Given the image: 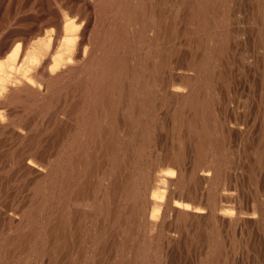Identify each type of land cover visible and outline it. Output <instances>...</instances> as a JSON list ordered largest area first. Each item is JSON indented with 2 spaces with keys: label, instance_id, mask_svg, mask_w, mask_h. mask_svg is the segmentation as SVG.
<instances>
[{
  "label": "bare ground",
  "instance_id": "6f19581e",
  "mask_svg": "<svg viewBox=\"0 0 264 264\" xmlns=\"http://www.w3.org/2000/svg\"><path fill=\"white\" fill-rule=\"evenodd\" d=\"M157 1L158 0H154L155 5H156ZM186 1H184V2H186ZM215 1H217V0H199L198 2H196V3H198L197 4L198 8L201 7V8H199V11H198L196 5L194 7V4L190 3L192 1H189L190 5H191L190 8H189V5L185 4V8H188V10H190L189 17L194 22L193 26L196 25V24L198 25V27L195 26L197 28L194 27L196 30L195 29H193V30H195L194 32H196L202 38H205L206 36H209V34H211L210 31H211L212 25L215 26V25H217V23L220 24V23L223 22V19H224V16H223L224 12L223 11L224 10L222 8H220V7L218 8L217 6H219V5L216 6ZM218 1L222 2V0H218ZM101 2H102V0H100V4L99 5H101ZM148 2H150V1H148ZM174 2H176V1H174ZM221 2H219L220 5L224 4L223 2L222 3ZM117 3H118L117 7H115L116 12L114 10L115 14H114L113 23L116 22L118 26L115 27V25H113L114 28L111 29L109 27L107 29V31L105 32L106 34L105 35L103 34L104 38L102 37V39H104L103 43L100 42V43L97 44L98 41H93V42H90V41L87 42L86 41L87 44H84L83 39L85 40L86 36H85V38L84 37L82 38L81 33L78 32L79 31V25L75 22V20L67 18V19H65L63 21V24H62V27H63L62 36H61V39H60L58 45H56L57 46L56 50H54V46L51 45L50 38L49 37L47 38L45 36L44 37H39L36 40H34L31 43V45L29 46V48L26 50V53H23V54L20 53L18 45L14 46L11 50L10 49H4V48H3L4 50L2 49L3 51L0 50V52L2 51L0 53V55L4 56V59L0 60V105L4 109L5 113H8V114L13 113L15 110L13 109V107L12 108H10V107L12 106L13 103H15L17 101L19 102V100H22V101L23 100H28V99H30L32 97H33L32 99H34V98H37V96L41 97L42 99L51 98V100H53L52 96L55 94V90H52L51 87L56 86V85H53L55 83V82H53V80H54L53 77L57 78L59 76V78L64 79V78H67L70 75L79 74V72L82 69L84 70V72L88 71V73L87 72H85V73L90 75V77H89L86 74V77H88V79H87V81H85V80L84 81H85V83L86 82H88V83L85 84L86 86L83 83V85L85 86L84 88H87V89L91 90L90 92H92V94H91L92 96L90 94H88V96L86 95V97H89V95H90V97H92V99H90L91 102H90V100H88L90 102L89 104H91V108L92 109L87 108L85 110H82V108L85 107V106H83V105H82L83 107L81 106V103L79 102V101H81V100H79L81 98H79L77 96L78 100L76 101L75 104H73L74 106H73L72 112H71L73 114L69 113V115H72L73 118L70 117L71 118L70 119L69 117L68 118L67 117H64V118L61 117V119H59L60 120L59 123L57 122L58 123L57 126L61 130V131H58L59 129L57 130L58 131L57 133L60 136L58 134L57 135L59 136L60 139H61V134L64 135L67 132H71V131L73 132L72 135H71L72 137L71 138L69 137L70 140L67 141L68 143L64 140L66 138H64V136H62V139L64 138L63 142L65 141L67 143V145H68L67 150L65 149V155H63V156L67 159V161H66V162H68L67 166H69L70 170H65V169L63 170L62 169L63 171L60 170V174L57 171L58 172V176H57V174H55L56 175L55 177H53L51 175L53 178L51 177L52 179L49 180V185H50L49 190H47V187H45V182H46V178H47V175H48L42 169V167L45 168V166H43L41 162L36 161L34 159V156H32V154L28 153V156H27V154H26L27 152L24 153V155L22 157H20V158H22V161L20 159L21 163H23L24 168H26V171H24V170L23 171H24V174H26L27 176L24 175V177H28L29 176V180L28 181L30 182V185L33 182L32 186L34 185L35 189L32 188V186H31V188H32V190H35L34 192L37 195L36 200H34V202L38 200L36 206L38 205V209L40 208V210H38V211L42 212L44 217H43V220H41L40 225L33 224L34 222H32V221H34V220H31V219L33 218V216H35L34 215L35 211L31 210L28 213V212H26V210L28 211L29 207L31 209H32V207H33V209H36V208H34L35 207L34 205H35L36 202L33 205L32 204V202H33L32 200L30 202L27 201L28 203L32 204L33 206L31 205L32 207L29 206L28 208H26L27 206L25 207L26 210L24 212H26V214L28 213L26 216H24L22 214L23 211H22L21 214L25 217L23 219L24 222H29L31 220L30 223H27L29 227L27 226L28 229L25 228V229H27V231L25 230V232H21V233L17 234L16 236H14L16 234L15 230H14V235H13L14 237L13 238H10L11 234L8 233L10 235L8 237L11 240H9L10 243L8 244L9 245L8 247H2L0 249V250H2L4 248V251H3L2 255L3 256L5 255V257H6V258L3 257V260L4 259H6V260L3 261L1 264H16L17 261H18L17 264H33V263H35V262H33V260H35L37 257H39L41 259V263L42 264H53V263L56 262V259H59V257H60V259L65 257L64 255L68 251L67 250V246L69 248V246L71 245L69 243L71 241L68 242L69 238H67L69 230L71 228L73 229V231H74L73 232L74 233L73 236L74 237H72V239L74 238L73 241H75L77 243V242H79V240H80V238L82 236L81 235L82 230L84 229L86 224L89 223V222H91L90 224L92 225L91 231H93L96 234V236H97V239H96L97 240V242H96L97 246L95 245L96 246L95 252H97V254H104L105 251L106 252H112V253H114V252L119 253V254L115 253V257H116V255L118 256L115 259L112 257V259H114V261L113 262L111 261L112 262L111 264H152L155 259H158V258L161 257L162 253L164 252L163 250H165V248L168 246V244H169V247H171L170 246L171 242H172L171 244L173 245V243L176 241L175 240L176 238L179 237V239H180L181 235H184V234L181 233V228L183 227V225H185L187 223V221L199 222L200 219L205 218V219H207V220H205V222L206 221L208 222L207 224L209 225L210 228L214 227V226H212V224H215L216 221H218V222L220 221L221 223H224V226H225V224H228L230 226H233V228H235L236 226H238L237 224L240 223V221H243V223H245L244 221L250 222L251 220H255L256 219L255 218L256 214L259 215V216H257V219H258V217H261L263 215V213H264V210H263L261 204H259V205L256 206V208L253 206V208H255L254 212H249L251 210H247L248 212H243L242 209L241 210L240 209H234V211L235 210L236 211L240 210L242 212L241 213L240 212L239 213L236 212L237 215H233L232 214L233 212L231 213L229 208L223 207L224 204H217V201H214L213 203H208L209 205L207 206L208 207L207 209H209V210L206 211L204 206H206L207 203H206V205L205 204L201 205V201H199V199L197 200L195 198V197L200 196V195H197V196L194 197L193 194H195V193L191 192L192 190H189L190 187H192L193 184H194L193 186H195V183L198 182L199 184H206V186H207V187H205L206 191L210 195H213V196L214 195L215 196L219 195V197L222 196V197H225V198H228L229 195H230L229 192H225V191L221 192V191L217 190L218 189L217 186H220L219 185L220 178H221L222 174L225 172V167H226V165L224 167L223 164L221 163L222 162L221 161L222 158L219 157V156H221L219 154H221L224 151V149L226 148L225 146L228 145V144H226V141H227L226 140V138H227L226 136L229 133V128H228V126H226L227 124H225L224 121L220 120L221 117L217 118V115H216L215 111H218V109L220 107H218V109L215 110L214 109L215 104L214 105L212 104L213 106H211L210 100H211L212 95L211 96L210 95L207 96L209 98L206 99L205 96L207 94L206 93L207 89L205 91L204 90L205 88H203L200 85L199 86L197 85V87L194 86L195 88L194 89L192 88L193 92L191 91V89H190V91L185 92V93L189 94L188 95L189 97L191 96L190 101H188V103H185L186 104L185 107L180 106L179 108H177V109L173 108V110H172V114H175V115L177 114L178 118L180 120V122H178V125H176V134L174 132V135H176V137L175 136L174 137L177 138L178 142L183 143V144L186 143L187 146L188 145L190 146L191 145L190 143L192 142V144H193V145H191L192 148H189V146H188L187 149H191L189 151V155H190V153L194 152L193 156H195V158L194 157H190V158L194 159L193 164L189 163L186 160L187 164L189 163L188 167L180 166V163L178 162V161H180L179 159L181 158V160L184 161L185 156H187L188 154L184 153V155L180 157V156H178L176 154V152H174V150L172 151V149H171L169 151V150H167L168 148L166 147L167 149H165L164 151L162 150L160 152H165V154H167L166 155L167 159L165 160V164H166L167 168L165 167L164 170H162V169L159 170L158 169L159 171L154 173V174H153L154 171H152V174L154 175V179L158 180V184H154L152 186V188H149L150 189L149 195L147 194L148 191L143 190L142 186H143L144 183L146 184V181L149 180V178L151 176L150 175L151 168H152L153 164H155L154 163L155 159L153 160L151 158V154L150 153L144 154V153L146 151H148V149H150L152 143L155 144L153 142L154 139H152L151 136H149V134L153 131V129L151 131V128H152L151 120L155 121V119H153L152 115H153L154 112H158L159 113V110L158 111H155V110H157L158 109L157 106L161 104L159 101L155 100L156 98L153 99V97H154L153 93H157V90L153 91V88H155L156 86L157 87H161L164 90V94L167 95L166 97H168L170 99H172L170 96H173L175 98L181 97L183 95V94H181V93H183V91L178 86L173 85L174 83L172 84V86L168 85L170 82L172 83L174 81L173 79H172L173 81H170L167 84L166 81L164 80L165 78L163 79L162 77H160L159 72L162 70L161 68H162L163 64L164 63L166 64V61H167V60H165L164 57H162L160 55L161 51L157 50L158 52H156V51L154 52V55H156L155 56L156 59L159 56V58H158L159 60L152 65L154 70L148 71L149 70V68H148V70L146 69V70H144L143 72L140 73L139 72V69H140V66H139V64H140L139 62L140 61H139V59L142 58L143 56L139 57L140 54L136 50L137 48L135 49V47H134L135 44L134 43H133L134 45L131 44V42H132L131 40H133L134 36L131 35V33L133 31H131L129 29H132L133 27L136 28L135 25H133V27H132V22L138 26L137 34L135 35V37L139 35V38L142 41L145 40L144 43H146V41H148V39H149V42H154L155 41L154 43L160 42L159 40H162L161 36L163 34L161 35V33H162V29H163L162 27L163 26H161V21H160L161 15H160V12H156L155 10H153V9H155L156 6L157 7H159V6L158 5L153 6L154 7L153 9L151 7L152 10H148L149 8H146L147 1H145V0H118ZM171 3H172V1H171ZM219 3H217V4H219ZM240 3H242V2H240ZM163 4L164 3H162V5ZM165 5H167V3ZM177 5H180V4H177ZM101 6L103 7V4ZM108 6H109V4L107 5V7ZM96 7H97V5H96ZM99 7H97V8H99ZM170 7H171L170 9H172L173 6H170ZM181 7H184V5L181 6ZM181 7L179 6V8H177V7H174V8L179 9V11L185 9V8L182 9ZM174 8H173V10H174ZM180 8H181V10H180ZM194 8H196L197 11L194 10ZM101 9L103 10V8H101ZM226 9H228L227 5H226ZM106 10L105 11L103 10V11L106 12ZM218 10L221 11V12H219L220 13L219 17L217 15V17H216L217 19H215L213 14H215V13L219 14ZM94 11H95V9H94ZM99 11H101L100 8H99ZM92 12H93V10H92ZM170 12H172V10ZM177 12H178V10L175 12L176 15H173V16L178 17L177 16ZM185 12H186V10H185ZM181 13L179 12V14H181ZM226 13H228V12H226ZM263 13H264V11H263ZM170 15L171 14H169V16ZM79 17L81 18V16H79ZM85 17H87V16H85ZM100 17H103V16L101 15ZM172 17L170 19H172ZM184 17L186 18V16H184ZM189 17H188V19H189ZM108 18H110V17H108ZM178 18H180V17H178ZM182 18H180V20ZM112 19H111V21H112ZM122 20H123V22H122ZM93 21H94V19H93ZM231 21H233V20H231ZM248 21H250V20L248 19ZM227 22H229L228 19H227ZM108 23L110 24V22H108ZM175 23H176V20H175ZM188 23L191 24L190 22H188ZM130 24H131V28L129 27ZM185 24H186V22H185ZM179 25L181 26V24H179ZM222 25H224V24H222ZM193 26L191 28H193ZM96 27H98V26H96ZM165 27H167V26H165ZM172 27H171V32L173 34L174 29ZM217 28H219V27L217 26ZM167 29H169V28H167ZM188 29H190V28H188ZM81 30H82V28H81ZM89 30H91V29L89 28ZM149 30H150V33H148ZM252 30L253 29H251V31ZM85 31H87V30L84 29V32ZM91 31H93V29ZM130 31H131V33H130ZM221 31L222 30H220V32ZM151 32H153V34H152L153 36H151ZM167 32H168V30H167ZM185 32L188 33V31H185ZM213 32H214V35H215L216 34L215 30ZM88 33H90V31ZM177 33H179V32L177 31ZM55 34H56V32H55ZM165 34H166V32H165ZM94 35H95V32H94ZM169 35H170V33H169ZM184 35H186V33ZM216 35H215V38H216ZM83 36H84V34H83ZM159 36L161 37V39H160ZM177 36H176V38H177ZM180 37H181V35L179 36V38ZM183 37H185V36H183ZM217 37H218V40H219V35H217ZM97 38H99V37H97ZM185 38L187 39V37H185ZM202 38H200V39H202ZM140 39H137V40H140ZM212 39H213V37H212ZM137 40H135V41H137ZM207 40H208V38H207ZM220 40H221L219 42L220 44L217 46L218 47V49H217L218 50V54L217 55H220V57H224L223 56V55H225L224 51L227 49L228 46H230V45H228V42H227V40H229V39H227L226 37H223ZM194 41H192V42H194ZM208 41H207V43H208ZM149 42H147L148 45L146 44L148 47H150ZM165 42H167V41H165ZM165 42H163V43H165ZM171 42H172V40H171ZM181 42H183V41L181 40ZM209 42H210L209 43V45H210L211 41H209ZM140 43H141V41H140ZM165 44H168V43H165ZM188 44H186V45L188 46ZM22 45H24V44H22ZM140 46H142V43H141ZM155 46H153L154 49H155ZM169 46H171V45H169ZM199 46H201V45H199ZM153 47H150V50ZM158 47L159 46L157 45L156 48H158ZM171 47H172V50H175V48H173V46H171ZM191 47H192V45H191ZM202 47H203V45H202ZM211 47H213V46H211ZM163 48H166V47H163ZM195 48L196 47H194V49ZM213 48L216 50L215 47H213ZM154 49H152V50H154ZM204 49H202V50H204ZM140 50H141V48L139 49V52H140ZM188 50L186 51L187 53L189 52ZM198 50H200V49H198ZM162 51H164V50L162 49ZM175 51H177V48H176ZM228 52L229 53H227V56H228V54H230L229 56L231 57L230 51H228ZM147 53H145V54H147ZM166 53L167 52H165V54ZM215 53H217V52H215ZM192 54H194V51L192 52ZM202 54H203V52H202ZM171 55H173V54H171ZM179 55H177L178 58H179ZM205 55H206V53H205ZM193 56H196V55H193ZM148 57H150V56H148ZM167 57H168V54H167ZM186 57H185V59H186ZM183 58H182V60H183ZM191 58H192V56H191ZM197 58H198V56H197ZM192 59H194V57ZM218 59L220 61L221 58L217 57L216 60H218ZM231 59L232 58H230V60ZM151 60H153V59L151 58ZM151 60H150V62H151ZM208 60L211 61V57ZM186 61H187V59H186ZM190 62L192 63V61H190ZM196 62L198 64L197 59H196ZM196 62H195V64H196ZM213 62H215V60ZM216 62H218V61H216ZM216 62L214 64H217ZM152 63H153V61L151 62V64ZM170 63H171V61H170ZM184 63H186V62H184ZM200 63L201 62H199V64ZM197 64H196V67L198 68ZM211 64H213L212 61H211ZM223 64H222V66H223ZM176 65H177V63L175 61V66ZM193 65H194V62H193ZM206 65H208V64H206ZM130 66H131V69H130L131 72L129 73L128 70H129ZM152 66L150 65L151 68H152ZM202 66H204V64ZM217 66H218V64H217ZM164 67H165L164 70H166V66H164ZM188 67H189V65H188ZM175 69H176V67H175ZM193 69H196V68H193ZM222 69H221V71H222ZM173 71H172V73H173ZM196 71L198 73V70H196ZM174 72H176V71H174ZM127 73L131 74V76H133V77L131 78L130 76H127V77L123 76V75H127ZM177 73H180V72H177ZM203 73H204V71H203ZM210 73H211V69H210ZM185 74H184V76H185ZM171 75L172 74H170V76H168V78L172 77ZM210 75H213V73L210 74ZM180 76H182V73H181ZM198 76H200V75H198ZM176 78L178 79V77H176ZM50 79H52V80H50ZM77 79H75V80H77ZM198 79H199V77L197 78V80ZM183 80H182L183 86L184 87L185 86L189 87L188 86L190 84L189 81H188L189 79H187V78L185 79V77H184ZM194 80H196V79H194ZM212 80H214V79H212ZM175 81H176V79H175ZM134 82H135L134 88L137 87V89H134L136 91V93H133L132 92L133 90H131V89L129 90L130 87L132 88V84ZM210 82H212V81H210ZM81 83H79V84H81ZM195 83H196V81H195ZM213 83H215V82H213ZM71 84L72 83H70V86H71ZM203 84L205 85V82ZM60 85H59V87L61 88L62 86H60ZM125 85L129 86V88L125 87L127 90L124 89ZM121 87H122V90L124 89V90H126V92L124 91V93L119 97L120 99H119L118 103H115L116 100L115 101L113 100L115 105H112L113 104V101H112L113 95L116 94L117 93L116 92L117 89H120ZM147 87H149V88H147ZM56 88L59 89L58 87H56ZM79 88H81V87H79ZM41 89H43V91ZM82 89H83V86H82ZM59 90H61V89H59ZM59 90H56L57 93H58ZM70 90H71V88H70ZM84 91L86 92L85 89H84ZM85 92H84V97H85ZM112 92H113V94H112ZM129 92H132V94H129ZM143 92H145V94H147V97L145 96L146 98H144ZM42 93H45L44 94V98L42 96H40V95H42ZM72 93H74V92H72ZM72 93H70L67 90H65V92H63V94H62L61 99H59L60 98L59 97L58 100L56 101V103H60L61 106L66 105V107H67L68 105H70V103L73 100H76L75 99V95L73 96V100H72V97H70V94L72 95ZM80 93L81 92H79V94ZM158 93H160V92L158 91ZM213 93H215V92H213ZM216 93H217V91H216ZM74 94H76V93H74ZM127 94H129V96H128L129 99L131 98L130 101L132 100V103H134V105H135V106L133 105L130 109H128V110H131V118H132V120L129 123H127V122L129 121L128 118H130V117L127 118V117L124 116L125 119L127 120L126 122L123 121V119H120V121L117 119L118 117L121 118L120 117L121 115L119 116V111H118L120 109L119 106L127 105V103H128V100H126V98H128L126 96ZM209 94H212V91ZM219 94H220V92H219ZM119 95H120V91L118 92L117 96H119ZM154 95H156V94H154ZM79 96L81 97L83 95L81 94ZM110 96H111V99H110ZM115 97H116V95H115ZM184 97H186V96H184ZM175 98H173V100ZM32 99H31V101H32ZM34 100H36V99H34ZM177 100H179V99H177ZM186 100H188V99L186 98ZM39 101H41V99H39ZM18 102H17L16 105L20 104V103L18 104ZM26 102L27 101H23V103H24L23 105L24 106H25ZM41 102H43V101H41ZM85 102H87V100ZM162 102L165 103V100H163ZM173 102H175V101H173ZM38 103H36V104H38ZM66 103H68V104H66ZM97 103L100 104V107H99V104H97ZM166 103H168V102H166ZM213 103H214V101H213ZM82 104H83V101H82ZM27 105H29V104H27ZM33 105H35V104L33 103ZM33 105H31V106L33 107ZM47 105L48 104H46L45 106L47 107ZM161 105H164V104L162 103ZM42 106H43L42 108H44V105H42ZM61 106L59 108H61ZM87 106H88V103H87ZM244 106H245V104H244ZM32 107H30V108L32 109ZM57 107H58V105H57ZM69 107L71 109L72 105L68 106L67 111H71V110H69ZM166 107H168V106H166ZM176 107H178V106H176ZM27 108H28V106H27ZM27 108H24V110L27 109ZM40 108H41V105H40ZM54 109H56V107ZM54 109H53V111L55 112ZM161 109H162V107H161ZM36 110L37 109H35L34 111H36ZM120 110H122V109H120ZM4 111H3V113H4ZM28 112H26V113H28ZM121 112H123V111H121ZM40 113H41V111L39 112V114ZM160 113H161V115L163 114L162 112H160ZM50 114H52V113H50ZM124 114H126V110H125ZM164 115H165V113H164ZM166 115H167V112H166ZM50 116L52 117V115H50ZM50 116L48 115L47 117H50ZM59 116H61V115H59ZM128 116H130V115H128ZM44 117L47 118L46 116H44ZM53 117H55V116H53ZM161 117L164 118L163 115L160 116V118ZM6 118L7 117H5V119ZM16 118H17V114H16ZM38 118H39V116H38ZM38 118L36 117V119H38ZM157 118H159V116ZM165 118H164V120H165L164 122H166V120L168 119V118L167 119H165ZM228 118H230V117H228ZM25 119H27V118H25ZM52 120L54 121V119H52ZM3 121L4 120H2L1 114H0V130L3 129V128L4 129L8 128L9 129V133H11L13 135V137H14L13 139L17 138V143H19V141H21L20 138L23 139L25 137V135L27 133V131H26L27 127L22 126L23 124H21V126L19 125L20 127L19 126L15 127V126H11L10 123H6V122L4 123ZM33 121H34V119H33ZM68 121H70L69 124H66ZM168 121H169V119L167 120V122ZM175 121H176V119H175ZM226 121H227V119H226ZM17 122H19V121H17ZM41 122H39V123H41ZM52 123H53V125L55 124V122H51L50 125H52ZM124 123H127V127L128 126L131 127L134 130L135 134L129 133V131L127 130L128 128L126 130H124L128 137H125V133H124L123 136L121 134H119V135H121V137H125V138H122L123 141H127L126 144H122L123 147L120 150L121 146L119 145L118 141H119V138H121V137L118 136V134L115 132V130H116V128L120 127ZM19 124H20V122H19ZM36 124H37V122H36ZM73 124H75L74 127H72ZM29 125L30 124H28V128H29ZM38 125L39 124H37V127H38ZM43 125H45V124L43 123ZM43 125L41 126V127H43L42 130L46 129V128H44L46 125L45 126H43ZM153 125H155V124H153ZM32 126L33 125H31L30 129L32 128ZM168 126H170V123L168 124ZM157 127L158 126H156V128ZM182 127H184L185 130L187 131L186 135L189 134V131H193L192 133H194L195 130L199 131L200 128H201V131H199V132L196 131L197 133L195 134V139H194V136H192L193 140L191 139V142H190L189 139L182 140L184 138V135L179 133V130H181ZM35 128L36 127H34V129ZM170 128H171V126H170ZM236 128H234V130ZM51 129H53V127ZM51 129H49V130H51ZM56 129L57 128H55L54 131ZM113 129H115V130H113ZM31 130H32V133H33V129H31ZM29 131L30 130H28V132ZM124 131L122 130V132H124ZM39 132H35V133H39ZM117 132H119L118 129H117ZM237 132H240V131H237ZM7 133H5V131H4V133L2 132L0 134V136L3 135V134L6 135ZM48 133H51V131H49ZM153 134H155V133H153ZM213 134H215L214 136H216L215 139L209 141L211 138L209 139L208 136H213ZM28 135H27V137H28ZM33 135H35V134L33 133ZM43 135H44V133H43ZM54 135L57 136L56 133H54ZM54 135L52 137H55ZM129 135H130V137H129ZM46 136L48 137V135H46ZM154 136H156V135H154ZM50 137H51V135H50ZM34 138H35V136H34ZM188 138H190V136H188ZM29 139H31V137H29ZM60 139H58V140H60ZM67 139H68V137H67ZM4 140H6V139H4ZM53 140H54V138H53ZM180 140H182V141H180ZM1 141L2 140L0 139V142ZM31 141L29 142V140H28V143L26 144V145H28V148H29L30 151L34 149V148L33 149L31 148L32 144H33V143H31ZM55 141H56V137H55ZM32 142H34V141H32ZM51 142H52V140H51ZM3 143H2V145H4ZM56 143H57V141H56ZM156 143H158V142H156ZM180 143H178V144H180ZM20 144H19V147H20ZM61 144L58 145V148H59V146H61ZM7 145H9V143ZM157 145L158 144H156L155 146L157 147ZM52 146H54V144H52ZM64 146L65 145H63V147ZM94 146H96V147H94ZM179 146H182V145H179ZM229 146H230V144H229ZM260 146H263V145H260ZM16 148H17V146H16ZM16 148H15V150H16ZM22 148H23V144H22ZM58 148H57V150H58ZM170 148H171V146H170ZM227 148H228V146H227ZM12 149H13V146H12ZM12 149H11V151H12ZM90 149H92V151L89 152ZM183 149H180V152H178V153H182ZM226 149H225V151H226ZM60 150H61V147H60ZM186 151L188 152V150H186ZM5 152H7V151H5ZM20 152L21 151L18 152V150H17V154L20 153ZM32 152H34V151H32ZM13 153H14V151H13ZM228 153H229V151H227V154ZM9 154H10V152H9ZM58 154H59V152H58ZM113 154H117L119 156L113 155ZM165 154H164V156H165ZM40 155L42 156V154H40ZM154 155H156V154H154ZM206 155L208 157H210V159H212L213 161H214V158H215L214 165L211 168L208 167V168H205V169H204V167H203L204 165H203L201 167L202 169L201 168L197 169V167H198V165L200 163H202L205 160L207 161V159H205ZM1 156H2V154H1ZM11 156H12V154H11ZM11 156L9 155V157H8V154H7L6 158H10ZM56 156H54V157H56ZM59 156H60V154H59ZM226 156L224 158H226ZM3 157H5V155ZM12 157H11V159H12ZM160 157H161V155H160ZM57 158H58V156H57ZM190 158H188V159H190ZM43 159H45V158H43ZM43 159H40V160L43 162ZM48 159H50V157ZM59 159H60V157H59ZM164 159L162 160V162L164 161ZM8 160H10V159H8ZM12 160H14V159H12ZM51 160H53V158ZM54 160H56V159H54ZM62 160L63 159L61 158V161ZM49 161L50 160H48V162ZM142 161L144 163V166H142ZM209 161H211V160H209ZM4 162L5 161H3V163ZM18 162H19V160H18ZM18 162H16V164ZM46 163H47V161H46ZM57 163L58 162H56V164ZM233 163H234V161H233ZM6 164H4V165H6ZM10 164H12V163L10 162ZM18 164H17V166H18ZM64 165H65V163H64ZM189 165H190V167H189ZM19 166H18V169L20 168ZM49 166L47 164V167H49ZM55 166H57V165H55ZM64 167L65 166H63V168ZM80 167L83 168V171H80ZM82 168H81V170H82ZM20 169H22V166H21ZM55 169H57V168H55ZM54 173H55V171H54ZM225 174H228V172L225 173ZM105 179H108L109 183L107 184L108 186H106V187L104 186L106 188V193L103 194V189H104L103 188V185H104L103 184V182H104L103 180H105ZM221 179H223V177ZM105 184H106V182H105ZM148 184L150 186L153 183H149V181H148ZM172 184H174L175 186L186 184L185 187H187L188 189L185 190L184 195H182V193H183V192H181L182 190L180 191L181 194L178 193V192L175 194V193H172L170 188H169ZM202 186H201V188H202ZM26 187L30 189V187H28V186H26ZM180 188H182V187H180ZM177 189H179V187L176 188V190ZM27 191H29V190H27ZM167 191L169 192L170 195L167 193ZM196 191H198V190H195V192ZM217 191H218V194H217ZM31 192L32 191H30V193ZM199 192H200V190H199ZM201 192H203V191H201ZM30 193H28V195ZM1 194H3V193H1ZM101 195H102V197H100ZM169 196H171L172 198H169ZM205 196H207V195H205ZM26 197H27V195H26ZM26 197H25V200H26ZM222 197H221V199H222ZM32 198H33V196H32ZM205 198H207V200H208V197H205ZM28 199H31V198H28ZM33 199H35V198H33ZM232 199H234V198H232ZM247 199H248V197H247ZM21 200H24V199H21ZM25 200H24V202H25ZM207 200H205V201H207ZM212 200L213 199H211L210 201L212 202ZM205 201H203V202H205ZM7 207H4V208L6 209ZM9 207H10V205H9ZM16 208H19V206H16ZM242 208H243V206H242ZM5 209H4L3 212H4V218L6 220L4 218H2V219L5 220V223L9 224L10 226L16 225V224H20V222L22 221V217H20V213H19L20 211H18V209H16V210H13V213H8L7 209L6 210ZM148 209H149V213L147 212ZM168 212H169L170 216L172 215V216L175 217V218H171V217L170 218H171V220L172 219L175 220V222H176L175 225L176 226L173 225L174 227L170 226V227H173V228L168 227L169 229H167V230L164 229L163 230L162 226L165 225V227H166V225H168L167 224L168 222L166 224H164V225L162 224L163 217H165V215L168 214ZM95 215H97V216L101 215V218H100L101 220L99 221L97 219L98 217L95 218L94 217ZM262 218H264V217H262ZM36 219H35V221H37ZM39 219H40V217H39ZM39 219H38V221H39ZM41 219H42V217H41ZM201 221H203V220H201ZM260 221H262V219H260ZM169 222H170V219H169ZM258 222H259V220H258ZM201 223L202 222H200V225H202ZM24 224H23L24 225L23 227L26 226V223H24ZM188 224L192 228V225H193L192 222L188 223ZM210 224H211V226H210ZM255 224H253V225H255ZM257 224L259 225V223H257ZM204 225H205V223H204ZM251 225H252V223H251ZM21 226H18V228L19 227L21 228ZM200 227H198V228H200ZM215 227H217V226H215ZM215 227H214V230H216ZM3 228H4V226H3ZM3 228H1V229H3ZM11 228H13V226ZM187 228H188V225H187ZM201 228H203V227H201ZM201 228L199 229V233H200ZM224 228H223V230H224ZM1 229H0V231H1ZM7 229H10V228H7ZM86 229H87V227H86ZM212 229H210L211 232L213 231ZM241 229H242V227H241ZM3 230H5V229H3ZM182 230H183V228H182ZM249 230H250V228H249ZM204 231H206V230H204ZM231 231L233 232L234 229L230 230V232ZM187 232H188V230H187ZM191 232L189 234H191ZM211 232L209 231V233H211ZM218 232L219 231H217L216 233H218ZM228 232L229 231H227V233ZM235 232H236V229H235ZM5 233H6V235H8L7 232H5ZM196 233H197V231H196ZM199 233H197V234H199ZM201 233H202V231H201ZM240 233H241V231H240ZM242 233H243V231H242ZM197 234H196V236H197ZM206 234L208 235V233H206ZM228 235H226V236H228ZM232 235H233V233H232ZM236 235L234 234V236H232V237H235ZM209 236H210V234H209ZM226 236H225V238H226ZM239 236H241V234ZM202 237H201V239H202ZM216 237H218L217 234H216ZM222 237L224 238V235ZM222 237H221V239H222ZM121 238H122V240H121ZM3 239H5V238H3ZM191 239L192 238H190L189 240H191ZM205 239H208V238H205ZM184 240L186 241L185 237H183V241ZM224 240H226V239H224ZM224 240H222V241H224ZM39 241H40V247H39V244H37V242H39ZM120 241H123L122 245H121V243H120V245H118V243ZM222 241L213 240L211 243L209 242L211 244L210 246H211V248L213 250H211L209 252H206L205 258H202L203 260H201V262L199 264H226L227 261L225 262V260H222L223 257H224L223 248L226 247L228 243L226 242L227 241L226 240L225 241L226 245L223 247V244H225V243H223ZM4 242L7 244L6 241H4ZM209 243H208V245H209ZM232 243H231V245H232ZM238 243H240V242L238 241ZM88 244H91V243H88ZM184 244H185V242H184ZM117 245L119 246V250H118V246ZM203 245H205L204 247H205V249H207L206 248L207 243L206 244L203 243ZM237 245H239V244H237ZM78 246H79V244H78ZM91 246L93 247V245H91ZM177 246H179V245H177ZM181 246L183 247L182 244H181ZM200 246H202V245H200ZM82 247H83V250L86 249L85 245H82ZM234 247H236V246H233L232 248H234ZM201 250H203V249L201 248ZM91 251L93 252V249ZM166 251H168V250H166ZM227 251H229V250H227ZM230 251H232V249H230ZM166 253L167 252H165V254ZM57 254H58V256H57ZM234 254H236V253H234ZM85 255H89V254H85ZM202 255H200V256H202ZM226 255H228V254H225V257H226ZM231 255H232V253H231ZM231 255H230V257H231ZM70 256H71V254H70ZM79 256H80V254L77 257H79ZM80 257H82V252H81V256ZM11 258H12V260L15 258V259H17V261L16 262L14 260L12 261ZM100 258H101V256H100ZM166 258H167V254H166ZM226 259H228V258H226ZM86 260H87V257H86ZM94 260L89 261V262L86 261V262H88L89 264H95ZM61 261H63V260H61ZM77 261H78V259H77ZM106 261L108 262L109 260H106ZM157 261H159V260H157ZM69 263L73 264L74 262L71 260ZM88 263H85V264H88ZM153 264H155V263H153Z\"/></svg>",
  "mask_w": 264,
  "mask_h": 264
},
{
  "label": "rangeland",
  "instance_id": "374dc122",
  "mask_svg": "<svg viewBox=\"0 0 264 264\" xmlns=\"http://www.w3.org/2000/svg\"><path fill=\"white\" fill-rule=\"evenodd\" d=\"M116 1V2H115ZM145 1H147V4H146V8H149L148 10H152L154 7L153 6H156V5H158L159 7H155V9H153V10H155L156 12H160V15H161V17H160V21H161V26H163L162 28L164 29H162V33H161V37H162V40H159L160 42H156V43H154V42H149V39H148V41H146V43H144L145 42V40L144 41H142L140 38H139V35L138 36H136L135 37V35L137 34V28H138V26L136 25V24H134L133 22H132V27H133V25H135V27L136 28H132V29H129V30H131V31H133L132 33H131V31H130V33H131V35L132 36H134L133 37V40H131L132 42H131V44H133L134 45V47H135V49L138 51V53L140 54L139 55V57L141 56H143L142 58H140L139 59V66H140V69H139V72L141 73V72H143L144 70H148V68H149V70L148 71H151V70H154L153 69V64L154 63H156L159 59V56H158V58L156 59V55H154V52L156 51V52H158V51H161V53H160V55L162 56V57H164L165 58V60H167L166 61V64L164 63L163 64V66H162V70L159 72V75H160V77H162L165 81H166V83L168 84L170 81H173L172 83L170 82L168 85L170 86H172V84L173 85H175V86H178L179 88H181L182 89V91H183V93H181V94H183L181 97H178V98H175V97H173V96H170L172 99H170V98H168V97H166L167 95H165L164 94V90L161 88V87H155V88H153V91L154 90H157V93H153V99L154 98H156L155 100H157V101H159L161 104L163 103L164 105H158L157 106V110H155V111H158L159 110V113L158 112H154L153 113V119H155V121H153V120H151V125H152V128H151V131H152V129H153V131L149 134V136H151V138L152 139H154L153 140V142L155 143V144H153L152 143V145H151V147H150V149H148V151H146L144 154H146V153H150L151 154V158L154 160L155 159V161H154V163L155 164H153V166H152V168H151V173H150V178H149V183H153V184H151L150 186H149V184H148V181H146V184L144 183L143 184V190H145V191H148V195H149V193H150V189L149 188H152V186L154 185V184H158V180L157 179H154V173H156V172H158L159 170H164L165 169V167L167 168V166H166V164H165V160L167 159V154H165V152H160V151H164L165 149H167V150H171L172 149V151L174 150V152H176V154L178 155V156H183L184 155V153H187L188 155L187 156H185V158H184V161H182L181 160V158L179 159L180 161H178L179 163H180V166H186V167H188V164L189 163H191V164H193V162H194V159L193 158H190V157H194L195 158V156H193V154H194V152L193 153H190V155H189V151L191 150V149H187V147L189 146H187V144L185 145V144H183V143H180V142H178V140H177V138H175L176 137V135H174V132H175V134H176V125H178V122H180V120H179V118H178V115L176 114H172V110H173V108L175 109H177V108H179L180 106H183V107H185L186 106V104L185 103H188V101H190V99H191V96L189 97L188 95V93H185V92H188V91H190V89H191V91L193 92V89L195 88V87H197V85L199 86H202L203 88H205L204 90L206 91V89H207V91H206V96H205V98L207 99V98H209V97H207V96H211L212 95V97H211V100H210V104H211V106H213L214 104H215V106H214V109L215 110H217L218 109V107H220L219 109L221 110H219L218 109V111H215L216 112V115H217V118H219V117H221L220 118V120H222V121H224L225 122V124H227L226 126H228V128H229V133H228V135L226 136L227 138H226V144H228L227 146H228V148H227V146H225L226 148V151H225V149H224V151L221 153V154H219V155H221V156H219L220 158H222V164H223V166L225 167V165H226V167H225V172L222 174V176H221V178L223 177V179H221L220 178V181H219V185L220 186H217V190L218 191H221V192H223V191H225V192H229L230 193V195H229V197L228 198H225V197H222V199H221V197H219V195H210L209 193H207V191H206V188L205 187H207L206 186V184H199L198 182H196L195 183V186H193L192 185V187H190V189L189 190H192L191 192H193V193H197L196 195L195 194H193L194 195V197L195 196H197V195H200V196H197V197H195L197 200L199 199V201H201V205H206V203H207V205L206 206H204L205 207V210L206 211H208L209 209H207L208 207V203H213L214 201H217V204H224V206L223 207H226V208H229L230 209V211H231V213L233 214V215H237V213H241L242 211L243 212H248L247 210H251V211H249V212H254V209L256 208V206L257 205H259V204H261V206H262V208H263V210H264V13H263V11H264V0H222V2L224 3V4H221L220 5V3L219 2H221V1H215V3H216V6L217 5H219V6H217L218 8L220 7V8H222L224 11V19H223V22L222 23H220V24H218L217 23V25H215V26H213L212 25V27H211V31H210V33L211 34H209V36H206L205 38H202V37H200V35H198L196 32H194L196 29L195 28H197L198 27V25L196 24V25H194L193 26V24H194V22L190 19V17H189V12H190V10H188V8H185V4H187V5H189V8L191 7V5H190V3H192V4H194V7H195V5L197 6V9H198V11H199V8H201V7H199L198 8V3H196V2H198L199 0H158L157 1V3H156V5H155V2H154V0H145ZM148 1H150V2H148ZM153 1V2H152ZM171 1H172V3H171ZM174 1H176V2H174ZM184 1H186V2H184ZM189 1H192V2H190L189 3ZM194 1V2H193ZM196 1V2H195ZM112 2V3H111ZM118 2V0H102V2H101V5L103 4V7L101 6V5H99L100 4V0L98 1V0H0V50H2L3 48L4 49H12L14 46H16V45H18L19 46V50H20V53H26V50L29 48V46L31 45V43L34 41V40H36L37 38H39V37H49L50 38V43H51V45L52 46H54V50H56V45H58V43H59V41H60V39H61V36H62V30H63V27H62V24H63V21L65 20V19H73V20H75V22L79 25V33H81V35H82V38L84 37L85 38V36H86V38H85V40L83 39V41H84V44H87V42L88 41H90V42H93V41H98L97 42V44L98 43H100V42H102L103 43V41H104V39H102V37H103V34L105 35L106 33V31H107V29L110 27L111 29L112 28H114V26L113 25H115V27H117L118 25H117V23L116 22H114L113 23V21H114V14H115V12H116V9H115V7H117V3ZM178 2V3H177ZM204 2V1H203ZM221 2V3H222ZM240 2H242V3H240ZM254 2V3H253ZM262 2V3H261ZM84 3V4H83ZM96 3V4H95ZM98 3V4H97ZM109 4V6L107 7V5ZM111 3V4H110ZM149 3V4H148ZM162 3H164L163 5H162ZM167 3V5H165ZM175 3V4H174ZM182 3V4H181ZM217 3H219V4H217ZM115 4V5H114ZM173 4V5H172ZM177 4H180V5H177ZM96 5H97V7H99L100 8V10L101 11H99V8H97L96 7ZM105 5V6H104ZM151 5V6H150ZM184 5V7H181V6H183ZM226 5H227V8L228 9H226ZM242 5V6H241ZM112 8H111V7ZM114 6V7H113ZM148 6V7H147ZM166 6V7H165ZM170 6H173L172 7V9H170L171 7ZM179 6L183 9V8H185V9H183V10H181V8H180V10L181 11H179V9H177V8H179ZM260 6V7H259ZM93 7V8H92ZM106 7V8H105ZM110 7V8H109ZM151 7H152V9H151ZM174 7H177V8H174ZM188 7V6H187ZM224 7V8H223ZM262 7V8H261ZM98 10H97V9ZM101 8H103V10L105 11L106 9V12H104ZM173 8H174V10H173ZM217 8V9H218ZM73 9V10H72ZM86 9V10H85ZM94 9H95V11H94ZM197 9L196 8H194V10H196L197 11ZM216 9V10H217ZM92 10H93V12H92ZM114 10H115V12H114ZM158 10V11H157ZM172 10V12H170ZM178 10V12H177V16L178 17H180V18H182L181 20H180V18H178V17H176V16H173V15H176V11ZM185 10H186V12H185ZM215 10V11H216ZM228 10V11H227ZM231 10V11H230ZM237 10V11H236ZM98 13H97V12ZM103 11V12H102ZM260 11V12H259ZM71 12V13H70ZM100 12V13H99ZM113 12V13H112ZM168 14H167V13ZM179 12L181 13V14H179ZM219 12H221V11H219L218 10V13ZM226 12H228V13H226ZM236 12V13H235ZM240 12V13H239ZM92 13V14H91ZM95 13V14H94ZM104 15H103V14ZM106 13V14H105ZM166 13V14H165ZM185 13V14H184ZM188 13V14H187ZM263 13V14H262ZM98 14V15H97ZM159 14V13H158ZM169 14H171L170 16H169ZM179 14V15H178ZM187 14V15H186ZM228 16H226V15ZM235 14V15H234ZM260 14V15H259ZM87 16V17H85V16ZM103 16V17H100V16ZM107 15V16H106ZM217 15H218V17H219V15H220V13L219 14H213V16L215 17V19H217L216 17H217ZM53 16V17H52ZM79 16H81V18L79 17ZM173 16V17H172ZM184 16H186V18L184 17ZM92 17V18H91ZM95 17V18H94ZM108 17H110V18H108ZM172 17V19H170ZM188 17H189V19H188ZM85 18V19H84ZM104 18V19H103ZM107 18V19H106ZM113 18V19H112ZM167 18V19H166ZM233 18V19H232ZM263 18V19H262ZM88 19V20H87ZM93 19H94V21H93ZM96 19V20H95ZM111 19H112V21H111ZM219 19V18H218ZM227 19H228V21L229 22H227ZM235 19V20H234ZM248 19L250 20V21H248ZM87 20V21H86ZM172 20V21H171ZM175 20H176V23L178 24H176L175 23ZM191 20V21H190ZM231 20H233V21H231ZM171 21V22H170ZM57 22V23H56ZM86 22V23H85ZM97 22V23H96ZM108 22H110V24L108 23ZM122 22H123V20H122ZM185 22H186V24L188 25H186L185 24ZM188 22H190L191 24H189ZM227 22V23H226ZM89 23V24H88ZM164 23V24H163ZM56 24V25H55ZM107 24V25H106ZM109 24V25H108ZM174 24V25H173ZM179 24H181V26L179 25ZM222 24H224V25H222ZM253 24V25H252ZM89 25V26H88ZM191 25V26H190ZM249 25V26H248ZM86 26V27H85ZM91 26V27H90ZM96 26H98V27H96ZM165 26H167V27H165ZM173 26V27H172ZM178 28H177V27ZM183 26V27H182ZM193 26V28H191ZM195 26H197V27H195ZM217 26L219 27V28H217ZM228 26V27H227ZM96 27V28H95ZM101 27V28H100ZM103 27V28H102ZM130 28H131V24H130V26H129ZM171 27L174 29V32H173V34H172V32H171ZM186 27V28H185ZM195 27V28H194ZM215 27V28H214ZM81 28H82V30H81ZM89 28L92 30L93 29V31L95 32V35H94V32L93 31H91V30H89ZM167 28H169V29H167ZM177 28V29H176ZM182 30H181V29ZM188 28H190V29H188ZM214 28V29H213ZM224 28V29H223ZM84 29L85 30H87V31H85L84 32ZM95 29V30H94ZM187 29V30H186ZM193 29H195V30H193ZM232 29V30H231ZM251 29H253L252 31H251ZM166 30V31H165ZM167 30H168V32L170 33V35H169V33L167 32ZM181 30V31H180ZM215 30V32L217 31L218 33L220 32V30H222L219 34L216 32V34L217 35H219V40H218V37H217V35H216V38H215V35H214V32L213 31ZM244 30V31H243ZM90 31V33H88ZM98 31V32H97ZM177 31L179 32V33H177ZM185 31H188V33L187 32H185ZM55 32H56V34H55ZM165 32H166V34H165ZM184 32V33H183ZM194 32V33H193ZM230 32V33H229ZM261 32V33H260ZM108 33V32H107ZM148 33H150V30L148 31ZM177 33V34H176ZM186 33V35H184ZM193 33V34H192ZM237 33V34H236ZM83 34H84V36H83ZM102 34V35H101ZM153 34V32H151V36H153L152 35ZM189 34V35H188ZM213 34V35H212ZM221 34V35H220ZM148 35V34H147ZM178 35V36H177ZM181 35V39L179 38V36ZM185 36V37H187V39L185 38V37H183V36ZM237 35V36H236ZM263 35V36H262ZM93 36V37H92ZM167 36V37H166ZM176 36H177V38H176ZM190 36V37H189ZM196 38H195V37ZM198 36V37H197ZM234 36V37H233ZM57 37V38H56ZM97 37H99V38H97ZM160 37V36H159ZM161 37H160V39H161ZM212 37H213V39H212ZM223 37H226L227 39H229V40H227V42H228V45H230V46H228L227 47V49L224 51V54L225 55H223L224 57H220V55H217L218 54V45L220 44L219 42L221 41L220 39H222ZM229 37V38H228ZM256 37V38H255ZM104 38V37H103ZM164 38V39H163ZM166 38V39H165ZM172 38V39H171ZM174 38V39H173ZM194 38V39H193ZM200 38H202V39H200ZM207 38H208V40L209 41H211V46H213V47H215L216 48V50L213 48V47H211L210 45H209V41L207 40ZM212 40H211V39ZM247 38V39H246ZM98 39V40H97ZM137 39H140V40H137ZM168 39V40H167ZM184 39V40H183ZM205 39V40H204ZM54 40V41H53ZM135 40H137V41H135ZM171 40H172V42H171ZM181 40L183 41V42H181ZM195 40V41H194ZM204 40V41H203ZM87 41V42H86ZM140 41H141V43H142V46H140L141 45V43H140ZM165 41H167V42H165ZM192 41H194V42H192ZM201 41V42H200ZM206 41V42H205ZM207 41H208V43H207ZM214 41V42H213ZM26 42V43H25ZM147 42H149V45H150V47H153V46H155L157 43V45L161 48H156L157 47V45L155 46V49H154V47L152 48V49H154V50H150V47H148L147 45ZM163 42H165V43H168V44H165V43H163ZM185 42V43H184ZM197 42V43H196ZM200 42V43H199ZM256 42V43H255ZM139 43V44H138ZM151 43V44H150ZM154 43V44H153ZM160 43V44H159ZM163 43V44H162ZM189 43V44H188ZM194 43V44H193ZM204 43V44H203ZM230 43V44H229ZM254 43V44H253ZM22 44H24V45H22ZM138 44V45H137ZM147 44V45H146ZM186 44H188V46L186 45ZM214 44V45H213ZM169 45H171V46H173V48H175V50H176V48H177V51H175V50H172V47L171 46H169ZM191 45H192V47H191ZM195 45V46H194ZM199 45H201V46H199ZM202 45H203V47L205 48H203L202 47ZM206 45V46H205ZM258 45V46H257ZM137 46V47H136ZM169 46V47H168ZM210 46V47H209ZM257 46V47H256ZM163 47H166V48H163ZM194 47H196L195 49H194ZM200 47V48H199ZM202 47V48H201ZM209 47V48H208ZM238 47V48H237ZM141 48V50H140V52H139V49ZM168 48V49H167ZM189 50H188V49ZM192 48V49H191ZM200 49V50H198V49ZM212 48V49H211ZM3 49V50H4ZM126 49V48H125ZM162 49L164 50V51H162ZM167 49V50H166ZM194 49V50H193ZM202 49H204V50H202ZM230 49V50H229ZM2 50V51H3ZM150 50V51H149ZM158 50V51H157ZM166 50V51H165ZM183 50V51H182ZM189 51L188 53L186 52V51ZM202 50V51H201ZM1 51V52H2ZM22 51V52H21ZM146 51V52H145ZM149 51V52H148ZM176 53H174V52ZM181 51V52H180ZM194 51V54H192V52ZM214 51V52H213ZM228 51H230V53H231V57L229 56L230 54H228V56H227V53H229ZM0 52V53H1ZM149 54H148V53ZM152 52V53H151ZM165 52H167L166 54H165ZM173 52V53H172ZM197 52V53H196ZM202 52H203V54H202ZM209 52V53H208ZM215 52H217V53H215ZM240 52V53H239ZM145 53H147V54H145ZM173 54V55H171V54ZM184 55H182V54ZM205 53H206V55H205ZM211 53V54H210ZM246 53V54H245ZM144 54V55H143ZM152 54V55H151ZM167 54H168V57H167ZM180 54V55H179ZM188 54V55H187ZM214 54V55H213ZM240 54V55H239ZM249 54V55H248ZM164 55V56H163ZM177 55H179V58H178V56ZM193 55H196V56H193ZM1 57H0V60H3L4 59V56H2V55H0ZM147 56H150V57H145ZM153 56V57H152ZM175 56V57H174ZM183 58V60H182V58ZM187 56V57H186ZM191 56H192V58L194 57V59H192L191 58ZM197 56H198V58H197ZM217 56L218 58H221L220 59V61H219V59L218 60H216L217 59V57L215 58V57ZM226 56V57H225ZM238 56V57H237ZM185 57H186V59H187V61H186V59H185ZM196 57V58H195ZM207 57V58H206ZM211 57V61H212V63L213 64H211V61L210 60H208L209 58ZM236 59H235V58ZM241 57V58H240ZM151 58L153 59V60H151ZM171 58V59H170ZM176 58V59H175ZM178 58V59H177ZM181 58V59H180ZM191 58V59H190ZM226 60H225V59ZM230 58H232L231 60H230ZM142 59V60H141ZM196 59H197V61H198V64H199V62H201L199 65L201 66H199L198 64H197V62H196ZM205 59V60H204ZM150 60H151V62L153 61V63L151 64V62H150ZM178 60V61H177ZM185 60V61H184ZM195 60V61H194ZM215 60V62L216 61H218V62H216L217 64H218V66H217V64H214L215 62H213ZM170 61H171V63H170ZM175 61H176V63H177V65L175 66ZM189 61V62H188ZM190 61H192V63L190 62ZM205 61V62H204ZM228 61V62H227ZM132 62V61H131ZM162 62V61H161ZM164 62V61H163ZM184 62H186V63H184ZM193 62H194V65H193ZM195 62H196V64H197V66H198V68L196 67V64H195ZM235 62V63H234ZM179 63V64H178ZM224 63V64H223ZM204 64V66H202ZM206 64H208V65H206ZM222 64H223V66H222ZM148 65V66H147ZM150 65L152 66V68L150 67ZM170 65V66H169ZM179 65V66H178ZM188 65H189V67H188ZM164 66H166V70H164L165 69V67ZM178 66V67H177ZM192 66V67H191ZM194 66V67H193ZM214 66V67H213ZM169 67V68H168ZM175 67H176V69H175ZM212 67V68H211ZM217 67V68H216ZM174 68V69H173ZM192 68V69H191ZM193 68H196V69H193ZM211 69V73H210V69ZM214 68V69H213ZM223 68V69H222ZM131 69V66L129 67V70ZM172 69V70H171ZM188 71H187V70ZM203 69V70H202ZM205 69V70H204ZM218 69V70H217ZM221 69H222V71H221ZM128 70V72L130 73L131 72V70L129 71ZM176 71V72H174V71ZM195 70V71H194ZM196 70H198V73H197V71ZM167 71V72H166ZM172 71H173V73H172ZM184 71V72H183ZM203 71H204V73H203ZM85 72H87L88 73V71H85ZM84 72V70L82 69L80 72H79V74H75V75H70V76H68L67 78H64V79H61V78H59V76L56 78V77H53V82H55L53 85H56V86H53V87H51V89L52 90H55V94L52 96V98H53V100H51V98H44V94L45 93H42V95H40V96H42L44 99H42L41 97H39V96H37V98H34V99H36V100H34V99H32V98H30V99H28V100H23V101H27L26 102V104H25V106L23 105L24 103H23V101L22 100H19V102H18V104L19 105H16L17 104V102H15V103H13L12 104V106L10 107V108H12L13 107V109L15 110L13 113H11V114H8V113H5V111H4V109L1 107V105H0V114H1V118H2V120H4L3 122L5 123H10L11 124V126H15V127H17V126H21V124H23L22 126H24V127H27V129H26V131H27V133H26V135H25V137L22 139V138H20V140L21 141H19V143H17V138H15V139H13L14 137H13V135L11 134V133H9V129L7 128V129H1L0 130V134L3 132L4 133V131H5V133H7L6 135L5 134H3V135H1L0 136V139L4 142H2L4 145H2V143L0 142V192L1 193H3V194H1L0 193V229L1 228H3V226H4V228L3 229H5V230H3V229H1V231H0V249L2 248V247H8L9 245V240H11L10 238H13L14 236H16L17 234H19V233H21V232H25V230L27 231V229H28V224L27 223H30V221L31 220H34V221H32V222H34L33 224H36V225H40V223H41V220H43V217H44V215H43V213L42 212H40V211H38V210H40V208L38 209V205L36 206V204H37V201H35L34 202V200H36V197H37V195L35 194V190H32V188H34L35 189V187H34V185L32 186V184H33V182H32V184L30 185V182L28 181L29 180V176L28 177H24V175H26V174H24V171H26V168H24V166H23V163H21V161H22V158H20V157H22L23 155H24V153H26L27 154V156H28V153L29 154H32V156H34V159L36 160V161H39V162H41L42 163V165L43 166H45V168H43L42 167V169L44 170V172L45 173H47L48 175H47V178H46V182H45V187H47V190H49V188H50V185H49V180H51L53 177H55L56 175L55 174H57V176H58V172H59V174H60V170L61 171H63L64 169L65 170H70V168H69V166H67V163L68 162H66L67 161V159L63 156V155H65V149L67 150V147H68V145H67V141L68 140H70V138L72 137L71 135H72V131L71 132H67V133H65L64 135L63 134H61V139L59 138V134L57 133L58 131H61L59 128H58V123H59V119H61V117H71V118H73V116L72 115H69V113L70 114H73V113H71L72 112V108H73V104H75L76 103V101L78 100V97L79 98H81V99H79V100H81V101H79L80 103H81V106L83 105V106H85V107H83L82 108V110H85V109H87V108H90V109H92L91 108V104H89L90 102H91V100L90 99H92V97H90V95L92 94V92H90L91 90H89V89H87V88H84L86 85V83H88V82H86L85 83V81H87V79H88V77H86V74L87 73H85ZM177 72H180V73H177ZM192 72V73H191ZM196 72V73H195ZM201 72V73H200ZM243 72V73H242ZM262 72V73H261ZM129 73H127V75H123V76H130L131 78L133 77V76H131V74H129ZM163 75H162V74ZM167 75H166V74ZM176 73V74H175ZM181 73H182V76H180L181 75ZM186 73V74H185ZM189 73V74H188ZM191 73V74H190ZM213 73V75H210V74H212ZM81 74V75H80ZM84 74V75H83ZM165 74V75H164ZM170 74H172L171 76L172 77H169L168 78V76H170ZM184 74H185V76H184ZM80 75V76H79ZM178 75V76H177ZM198 75H200V76H198ZM225 75V76H224ZM87 76H89L90 77V75L89 74H87ZM174 76V77H173ZM189 76V77H188ZM217 76V77H216ZM219 76V77H218ZM82 77V78H81ZM125 77V78H126ZM176 77H178V79L176 78ZM185 77V79L187 78V79H189L188 81H189V87H184L183 86V83H182V80H183V78ZM199 77V79L197 80V78ZM78 78V79H77ZM182 78V79H181ZM191 78V79H190ZM57 79V80H56ZM60 79V80H59ZM75 79H77V80H75ZM83 79V80H82ZM167 79V80H166ZM173 79V80H172ZM175 79H176V81H175ZM181 79V80H180ZM194 79H196V80H194ZM212 79H214V80H212ZM50 80H52V79H50ZM49 80V81H50ZM59 80V81H58ZM62 80V81H61ZM68 80V81H67ZM82 80V81H81ZM85 80V81H84ZM191 80V81H190ZM218 80V81H217ZM71 81V82H70ZM84 81V82H83ZM181 81V82H180ZM184 81V80H183ZM195 81H196V83H195ZM210 81H212V82H210ZM48 82V81H47ZM63 84H62V83ZM82 82V83H81ZM205 82V85L203 84ZM208 82V83H207ZM213 82H215V83H213ZM218 82V83H217ZM220 82V83H219ZM70 83H72L71 84V86H70ZM79 83H81V84H79ZM83 83H84V85H83ZM61 84V85H60ZM79 84V85H78ZM202 84V85H201ZM59 85L60 86H62L61 88L59 87ZM134 85H135V82L132 84V88L130 87L129 88V86L127 85H125L124 86V89H126L125 87H128L129 88V90L131 89V90H133L132 92L133 93H136V91L134 90V89H137V87L136 88H134ZM193 85V86H192ZM82 86H83V89H82ZM195 86V87H194ZM206 86V87H205ZM208 86V87H207ZM56 87H58L59 89H61V90H59V89H57ZM77 87V88H76ZM79 87H81V88H79ZM210 87V88H209ZM216 87V88H215ZM63 88V89H62ZM70 88H71V90H70ZM76 88V89H75ZM147 88H149V87H147ZM160 88V89H159ZM193 88V89H192ZM212 88V89H211ZM214 88V89H213ZM74 89V90H73ZM84 89L86 90V92L84 91ZM122 90V87L120 88V89H117V93L116 94H114L113 95V98H112V101L114 100H116L115 101V103H118L119 102V97L124 93V91L126 92V90ZM217 89V90H216ZM220 89V90H219ZM42 91H43V89H41ZM51 90V91H52ZM56 90H59L58 91V93H57V91ZM65 90H67L68 92H70V93H72V92H74V93H76V94H74V93H72V95L70 94V97H72V100H73V96L75 95V99L76 100H71L72 102V104L70 103V105H72V107H71V109H70V107H69V110H71V111H67V108H68V106H70V105H68L67 107H66V105H64V106H61V104L60 103H56V101L58 100V98L59 99H61V97H62V94H63V92H65ZM78 90V91H77ZM81 90V91H80ZM89 92H88V91ZM123 92H122V91ZM209 90V91H208ZM120 91V95L119 96H117V94H118V92ZM135 91V92H134ZM158 91L160 92V93H158ZM211 91H212V94H209V93H211ZM216 91H217V93H216ZM79 92H81L80 94H79ZM84 92H85V97H86V95L88 96V94H90L89 95V97H84ZM132 92H129V94H132ZM213 92H215V93H213ZM219 92H220V94H219ZM224 92V93H223ZM83 95V96H79V95ZM112 94H113V92H112ZM129 94H127L126 96L128 97L129 96ZM154 94H156V95H154ZM218 94V95H217ZM115 95H116V97H115ZM164 95V96H163ZM180 95V94H179ZM234 95V96H233ZM78 96V97H77ZM92 96V95H91ZM112 96V95H111ZM111 96H110V99H111ZM125 96V97H126ZM143 96H144V98H146L147 97V94H145V92H143ZM146 96V97H145ZM163 96V97H162ZM184 96H186V97H184ZM217 96V97H216ZM36 97V96H35ZM118 97V98H117ZM159 97V98H158ZM162 97V98H161ZM173 98H175L174 100H173ZM186 98L188 99V100H186ZM217 98V99H216ZM247 98V99H246ZM26 99V98H25ZM31 99H32V101H31ZM39 99H41V101H43V102H41V101H39ZM56 99V100H55ZM131 99V98H130ZM130 99H129V97L128 98H126V100H128V103H127V105H122V106H119L120 107V109H122V110H120L119 108V116L121 117V118H119L118 116V120L120 121V119H123V121H127L126 119H125V117H130L131 118V110H128V109H130L133 105H134V103H132V100L130 101ZM177 99H179V100H177ZM181 99V100H180ZM215 99V100H214ZM234 99V100H233ZM47 102H46V101ZM87 100V102H85ZM88 100H90V102L88 101ZM163 100H165V103L164 102H162ZM184 100V101H183ZM227 100V101H226ZM21 101V102H20ZM35 101V102H34ZM46 103H45V102ZM82 101H83V104H82ZM114 101H113V104L112 105H115L114 104ZM172 101V102H171ZM173 101H175V102H173ZM182 101V102H181ZM213 101H214V103H213ZM216 101V102H215ZM39 102V103H38ZM74 102V103H73ZM98 102V101H97ZM131 102V103H130ZM156 102V101H155ZM166 102H168V103H166ZM171 102V103H170ZM179 102V103H178ZM184 102V103H183ZM221 102V103H220ZM33 103L35 104V105H33ZM36 103H38V104H36ZM54 103V104H53ZM87 103H88V106H87ZM100 103V102H99ZM99 103H97V104H99ZM181 103V104H180ZM27 104H29V105H27ZM46 104H48L47 105V107L45 106ZM58 105V107H57V105ZM66 104H68V103H66ZM123 104V103H122ZM136 104V103H135ZM167 104V105H166ZM179 104V105H178ZM213 104V105H212ZM223 104V105H222ZM244 104H245V106H244ZM31 105H33V107L31 106ZM40 105H41V108H40ZM42 105H44V108H42L43 106ZM56 105V106H55ZM61 106V108H59L60 106ZM130 105V106H129ZM137 105V104H136ZM168 106V107H166V106ZM17 106V107H16ZM24 106V107H23ZM27 106H28V108H27ZM53 106V107H52ZM135 106V105H134ZM171 106V107H170ZM175 106V107H174ZM176 106H178V107H176ZM20 107V108H19ZM30 107H32V109L30 108ZM56 107V109H54ZM99 107H100V104H99ZM161 107H162V109H161ZM2 108V109H1ZM19 108V109H18ZM24 108H27V109H25L24 110ZM34 108V109H33ZM40 108V109H39ZM55 110V112L53 111V109ZM60 110H58V109ZM63 108V109H62ZM127 108V109H126ZM35 109H37L36 111H34ZM48 111H47V110ZM30 110V111H29ZM44 110V111H43ZM46 110V111H45ZM57 110V111H56ZM63 110V111H62ZM66 110V111H65ZM125 110H126V114H124L125 113ZM169 112H168V111ZM226 110V111H225ZM249 112H248V111ZM256 110V111H255ZM3 111H4V113H3ZM20 111V112H19ZM23 113H22V112ZM29 111V112H28ZM38 111V112H37ZM41 111V113L39 114V112ZM53 111V112H52ZM59 111V112H58ZM121 111H123V112H121ZM130 113H129V112ZM171 111V112H170ZM247 111V112H246ZM19 112V113H18ZM26 112H28V113H26ZM46 114H45V113ZM66 112V113H65ZM160 112H162L163 114V116H164V118L165 119H169V121L167 122V120H166V122H164L165 120H164V118L163 117H161L160 118V116H162L161 115V113ZM166 112H167V115H166ZM225 112V113H224ZM231 112V113H230ZM244 112V113H243ZM36 113V114H35ZM38 113V114H37ZM50 113H52V114H50ZM64 113V114H63ZM164 113H165V115H164ZM218 113V114H217ZM230 113V114H229ZM16 114H17V118H16ZM22 114V115H21ZM28 114V115H27ZM30 114V115H29ZM42 114V115H41ZM50 116V115H52V117L50 116V117H47L48 115ZM55 114V115H54ZM58 114V115H57ZM220 114V115H219ZM8 115V116H7ZM12 115V116H11ZM32 115V116H31ZM39 116V118H38V116ZM59 115H61V116H59ZM67 115V116H66ZM128 115H130V116H128ZM7 117L6 119H5V117ZM10 116V117H9ZM44 116H46L47 118H45ZM53 116H55V117H53ZM125 116V117H124ZM155 116V117H154ZM159 116V118H157ZM172 116V117H171ZM36 117L38 118V119H36ZM44 117V118H43ZM228 117H230V118H228ZM245 117V118H244ZM25 118H27V119H25ZM70 118V119H71ZM130 118H128L129 119V121L127 122V123H129L131 120H132V118L130 119ZM223 118V119H222ZM232 118V119H231ZM9 119V120H8ZM33 119H34V121H33ZM52 119H54V121L51 120ZM92 119V118H91ZM90 119V120H91ZM157 119V120H156ZM175 119H176V121H175ZM226 119H227V121H226ZM8 120V121H7ZM25 120V121H24ZM28 120V121H27ZM43 120V121H42ZM172 120V121H171ZM179 120V121H178ZM249 120V121H248ZM17 121H19L20 122V124H19V122H17ZM42 121V122H41ZM45 121V122H44ZM33 124H32V123ZM36 122H37V124H39L38 125V127H37V124H36ZM39 122H41V123H39ZM51 122H55V124L53 125V123H52V125H50L51 124ZM58 122V123H57ZM69 122L70 121H68L66 124H69ZM18 125H17V124ZM43 123L48 127H46L45 125H43ZM72 123V122H71ZM127 123H124L123 125H121L120 127H118V128H116V130L115 129H113V130H115V132L118 134V136L119 137H121V135L123 136L124 135V133H125V131L124 130H126L127 128V130L129 131V133H132V134H135L134 133V130L131 128V127H127ZM159 123V124H158ZM170 123V126H171V128H170V126H168V124ZM172 123V124H171ZM176 123V124H175ZM13 124V125H12ZM25 124V125H24ZM28 124H30L29 125V128H28ZM65 124V125H66ZM153 124H155V125H153ZM175 124V125H174ZM31 125H33L32 126V128L31 129H33V133L35 134V135H33V133H32V130L30 129V127H31ZM45 126L44 128H46V129H44V130H42L43 129V127H41V126ZM50 125V126H49ZM74 125L75 124H73L72 125V127H74ZM236 125V126H235ZM19 126V127H20ZM156 126H158L157 128H156ZM161 126V127H160ZM170 128H168V127ZM34 127H36L35 129H34ZM40 127V128H39ZM53 127V129H51V128ZM154 127V128H153ZM237 127V128H236ZM240 127V128H239ZM55 128H57L55 131H54V129ZM67 128V127H66ZM131 128V129H130ZM234 128H236L235 130H234ZM49 129H51V130H49ZM59 129V130H58ZM117 129H118V131L119 132H117ZM239 129V130H238ZM8 130V131H7ZM28 130H30L29 132H28ZM40 132H39V131ZM58 130V131H57ZM122 130L124 131V132H122ZM233 130V131H232ZM49 131H51V133H48ZM159 131V132H158ZM186 130H185V128L184 127H182L181 128V130H179V133L180 134H182V135H184V138L182 139V140H187V139H189V141L191 142V139L193 140V138H192V136H194V139H195V134L197 133V132H199V131H201V128H200V130L199 131H197V130H195V132L194 133H192L193 131H189V134L188 135H186V133H187V131L185 132ZM197 131V132H196ZM233 133H232V132ZM237 131H240V132H237ZM242 131V132H241ZM31 132V133H30ZM35 132H39V133H35ZM48 134H47V133ZM157 132V133H156ZM237 134H236V133ZM43 133H44V135H43ZM54 133H56V135L58 136H55L54 135ZM61 133V132H60ZM137 133V132H136ZM153 133H155V134H153ZM242 133V134H241ZM29 134V135H28ZM31 134V135H30ZM51 135V137H50V135ZM119 134H121V135H119ZM246 134V135H245ZM27 135H28V137H27ZM37 135V136H36ZM46 135H48V137L46 136ZM55 136L56 137V141H57V143H56V141H55V137H52V136ZM154 135H158L157 137L156 136H154ZM170 135V136H169ZM215 134H213V136H208L209 137V141H211V140H214L215 139V137L216 136H214ZM240 135V136H239ZM34 136H35V138H34ZM43 136V137H42ZM62 136H64V138H66V139H64L65 141L63 142V139H62ZM66 136V137H65ZM175 136V137H174ZM188 136H190V138H188ZM229 136V137H228ZM239 136V137H238ZM29 137H31V139H29ZM67 137H68V139H67ZM70 137V138H69ZM125 137H128L127 135H126V133H125ZM125 137H121V138H119V141H118V143H119V145L121 146L120 147V150H121V148L123 147V145L122 144H126V142L127 141H123V139L122 138H125ZM129 137H130V135H129ZM176 139H174V138ZM213 137V138H212ZM246 139H245V138ZM248 137V138H247ZM53 138H54V140H53ZM140 138V137H139ZM186 138V139H185ZM4 139H6V140H4ZM40 139V140H39ZM43 139V140H42ZM58 139H60V140H58ZM130 139V138H129ZM9 140V141H8ZM11 140V141H10ZM19 140V139H18ZM28 140H29V142L32 140V141H34V142H32L31 141V143H33L32 144V149L33 150H29V148H28V145H26L27 143H28ZM51 140H52V142H51ZM182 140H180V141H182ZM243 140V141H242ZM41 141V142H40ZM60 141V142H59ZM251 141V142H250ZM9 143V145H7L8 143ZM11 142V143H10ZM23 142V143H22ZM156 142H158V143H156ZM173 142V143H172ZM175 142V143H174ZM180 143V144H178V143ZM236 142V143H235ZM16 145H15V144ZM21 143V144H20ZM38 143V144H37ZM42 143V144H41ZM62 143V144H61ZM65 143V144H64ZM241 143V144H240ZM12 144V145H11ZM19 144H20V147H19ZM22 144H23V148H22ZM52 144H54V146H52ZM61 144V146H59V148H58V145H60ZM156 144H158L157 145V147L155 146ZM163 144V145H162ZM191 145H193L192 144V142L190 143ZM229 144H230V146H229ZM249 144V145H248ZM47 145V146H46ZM56 145V146H55ZM63 145H65L64 147H63ZM167 145V146H166ZM179 145H182V146H179ZM191 145L189 146V148H192L191 147ZM247 145V146H246ZM260 145H263V146H260ZM9 146V147H8ZM12 146H13V149H12ZM16 146H17V148H16ZM164 146V147H163ZM170 146H171V148H170ZM235 146V147H234ZM238 146V147H237ZM240 146V147H239ZM8 147V148H7ZM16 148V150H15V148ZM55 147V148H54ZM60 147H61V150H60ZM94 147H96V146H94ZM160 147V148H159ZM167 147V148H166ZM173 147V148H172ZM57 148H58V150H57ZM137 148V147H136ZM163 148V149H162ZM184 148V149H183ZM233 148V149H232ZM239 148V149H238ZM247 148V149H246ZM11 149H12V151H11ZM23 149V150H22ZM29 151H28V150ZM155 149V150H154ZM157 149V150H156ZM177 149V150H176ZM180 149H183V154L182 153H178V152H180ZM17 150H18V152L19 151H21L20 153H18L17 154ZM179 150V151H178ZM186 150H188V152L186 151ZM5 151H7V152H5ZM13 151H14V153H13ZM32 151H34V152H32ZM51 151V152H50ZM63 153H62V152ZM90 151H92V149H90L89 150V152ZM157 151V152H156ZM227 151H229V153L227 154ZM4 152V153H3ZM9 152H10V154H9ZM53 152V153H52ZM58 152H59V154H60V156H59V154H58ZM62 154H61V153ZM224 153V154H223ZM239 153V154H238ZM242 153V154H241ZM1 154H2V156H1ZM7 154H8V157H9V155L11 156V154H12V159H14V160H12L11 159V157L10 158H6V156H7ZM21 154V155H20ZM40 154H42V156L40 155ZM58 156V158H57V156ZM106 154V153H105ZM154 154H156V155H154ZM163 154V155H162ZM164 154H165V156H164ZM236 154V155H235ZM5 155V157H3ZM18 155V156H17ZM40 155V156H39ZM50 155V156H49ZM107 155V154H106ZM113 155H117V154H113ZM149 155V154H148ZM160 155H161V157H160ZM227 155V156H226ZM239 157H238V156ZM19 160V162H18V160L15 158V157ZM31 156V155H30ZM50 157V159H48L49 157ZM54 156H56V157H54ZM62 156V157H61ZM117 156H119V155H117ZM154 158H153V157ZM226 156V158H224ZM241 156V157H240ZM53 158V160L54 159H56V160H51L52 158ZM59 157H60V159H59ZM206 158L205 159H207V161L205 160V161H203L202 163H200L199 165H198V167H197V169H199V168H201L203 165V167H204V169L205 168H211L213 165H214V163H215V158H214V161L212 160V159H210V157H208L207 155L205 156ZM237 157V158H236ZM43 158H45V159H43ZM61 158L63 159L62 161H61ZM165 158V159H164ZM188 158H190V159H188ZM236 158V159H235ZM5 159V160H4ZM8 159H10V160H8ZM20 159H21V161H20ZM40 159H43V162L40 160ZM164 159V161L162 162V160ZM234 159V160H233ZM48 160H50L49 162H48ZM189 162L188 164H187V161ZM209 160H211V161H209ZM236 160V161H235ZM3 161H5L4 163H3ZM18 162L17 164H18V166L21 168V166H22V169H18V166H17V164H16V162ZM46 161H47V163H46ZM58 162L57 164H56V162ZM61 161V162H60ZM213 161V162H212ZM233 161H234V163H233ZM10 162L12 163V164H10ZM46 164H45V163ZM158 162V163H157ZM236 162V163H235ZM14 163V164H13ZM64 163H65V165H64ZM165 165H164V164ZM4 164H6V165H4ZM22 164V165H21ZM47 164H48V166L49 167H47ZM60 164V165H59ZM62 164V165H61ZM163 164V165H162ZM185 164V165H184ZM210 164V165H209ZM231 164V165H230ZM8 165V166H7ZM55 165H57V166H55ZM206 165V166H205ZM61 166V167H60ZM63 166H65L64 168H63ZM142 166H144V163H143V161H142ZM157 166V167H156ZM241 166V167H240ZM3 167V168H2ZM57 168V169H55V168ZM162 167V168H161ZM164 167V168H163ZM189 167H190V165H189ZM263 167V168H262ZM69 168V169H68ZM81 168L82 167H80V171H83V168H82V170H81ZM63 169V170H62ZM153 169V170H152ZM159 169V170H158ZM202 169V168H201ZM240 169V170H239ZM254 169V170H253ZM24 170V171H23ZM55 171V173H54V171ZM233 170V171H232ZM5 171V172H4ZM48 171V172H47ZM58 171V172H57ZM152 171H154L153 172V174H152ZM228 172V174H225V173H227ZM250 172V173H249ZM5 173V174H4ZM230 173V174H229ZM243 173V174H242ZM249 173V174H248ZM53 177H52V176ZM248 175V176H247ZM6 176V177H5ZM27 176V175H26ZM240 178H239V177ZM52 177V178H51ZM239 179H238V178ZM232 178V179H231ZM18 181V182H17ZM104 182H103V194H105L106 193V186H108L107 184L109 183L108 182V179H105V180H103ZM244 181V182H243ZM251 183H250V182ZM262 181V182H261ZM5 182V183H4ZM105 182H106V184H105ZM261 182V183H260ZM25 183V184H24ZM27 183V184H26ZM47 183V184H46ZM198 183V184H197ZM238 183V184H237ZM175 184V183H174ZM174 184H172L171 186L173 187H169L170 188V190H171V192L172 193H180L181 194V192H183L182 193V195H184V192H185V190L186 189H188L187 187H185L186 186V184H183V185H178V186H175ZM179 184V183H178ZM225 184V185H224ZM203 185V186H202ZM26 186H28V187H30V189L29 188H27ZM31 186H32V188H31ZM105 186V187H104ZM201 186H202V188H201ZM242 186V187H241ZM179 187V189H177L176 190V188H178ZM180 187H182V188H180ZM2 188V189H1ZM148 188V189H147ZM172 188V189H171ZM185 188V189H184ZM198 188V189H197ZM224 188V189H223ZM235 188V189H234ZM239 188V189H238ZM4 189V190H3ZM26 189V190H25ZM184 189V190H183ZM27 190H29V191H27ZM105 190V191H104ZM152 190V189H151ZM176 190V191H175ZM182 190V191H181ZM195 190H198V191H196L195 192ZM199 190H200V192H199ZM239 190V191H238ZM27 193H26V192ZM30 191H32L31 193H30ZM181 191V192H180ZM201 191H203V192H201ZM218 191H217V194H218ZM238 191V192H237ZM34 192V193H33ZM170 192V193H171ZM28 193H30L29 195H28ZM167 193L169 194V192L167 191ZM204 193V194H203ZM8 194V195H7ZM34 194V195H33ZM102 194V195H103ZM209 194V195H208ZM26 195H27V197H26ZM102 195L100 196V197H102ZM170 195V194H169ZM178 195V194H177ZM181 195V196H182ZM192 195V196H193ZM205 195H207V196H205ZM30 196V197H29ZM32 196H33V198H35V199H33L32 198ZM208 197V200H207V198H205V197ZM213 198H212V197ZM218 196V197H217ZM25 197H26V200H25ZM183 197V196H182ZM199 197V198H198ZM201 197V198H200ZM237 197V198H236ZM247 197H248V199H247ZM4 198V199H3ZM28 198H31V199H28ZM169 198H172L171 196H169ZM213 199L212 200V202L210 201L211 199ZM218 198V199H217ZM225 198V199H224ZM232 198H234V199H232ZM254 198V199H253ZM16 199V200H15ZM21 199H24L25 200V202H24V200H21ZM174 199V198H173ZM221 199V200H220ZM244 201H242V200ZM33 201L32 202V204L34 205V203H35V207L34 208H36V209H33V205L32 204H30V203H28V202H30V201ZM205 200H207V201H205ZM220 200V201H219ZM28 201V202H27ZM203 201H205V202H203ZM203 202V203H202ZM8 203V204H7ZM29 205H28V204ZM200 203V202H199ZM242 204V205H241ZM8 207H7V206ZM9 205H10V207H9ZM32 205V206H31ZM16 206H19V208H16ZM24 206V207H23ZM27 206V207H26ZM29 206H31L32 207V209L29 207ZM230 206V207H229ZM242 206H243V208H242ZM253 206L255 207V208H253ZM4 207H7L6 209H7V211H8V213H13V210H16V209H18V211H20L19 213H20V217H22V221L20 222V224H16V225H12L13 226V228H11L12 226H10L9 224H7V223H5V218H4ZM28 208V211L26 210V208ZM250 207V208H249ZM5 209V210H6ZM9 209V210H8ZM234 209H242V211H240V210H235L234 211ZM26 210V212H30L31 210L32 211H35V216H33V218L29 221V222H24L23 221V219L25 218L24 216H26L27 214H26V212H24ZM40 213H38L37 211ZM246 210V211H245ZM22 211H23V213H22ZM148 213H149V209H148V211H147ZM235 212V213H234ZM237 212V213H236ZM24 215H22V214ZM37 215V216H36ZM41 215V216H40ZM257 216H259V215H257L256 214V219L255 220H251L250 222H247V221H244L245 223H243V221H240V223H238L237 225L238 226H236L235 228H233V226H230V225H228V224H225V226H224V223H221L220 221L218 222V221H216L215 222V224H212V226H217V227H215L216 228V230H214V227H212V228H210L209 227V225L207 224L208 222L206 221L205 222V220H207V219H205V218H202V219H200L199 220V222H195V221H191L192 222V228H191V226H189V224L188 223H191L190 221H187V225H188V228H187V225L185 224V225H183V230H182V228H181V233L182 234H184V235H181V237H180V239H179V237L178 238H176L175 240V242L173 243V245L175 246H173L171 243H170V246L172 247H169V244H168V246L165 248V250H163L164 252L162 253V255H161V257L160 258H158V259H155L154 260V262L153 263H155V264H199L200 262H201V260H203L202 258H205V254H206V252H209V251H211V250H213L212 248H211V242L213 241V240H217V241H222V240H224V239H226V240H224V241H222L223 243H225V241L228 243L227 244V248L226 247H224L225 245H226V243L225 244H223V253H224V257H225V254H228V255H226V257L224 258L223 257V259L222 260H225V262H226V264L228 263V264H264V218H262V217H264V213H263V215L261 216V217H258V219H257ZM38 217V218H37ZM39 217H40V219H39ZM41 217H42V219H41ZM95 218H97L99 221L101 220L100 218H101V215H99V216H97V215H95L94 216ZM175 218L174 216H170L169 215V212H168V214H166L165 215V217H163V222H162V224L164 225V224H166L167 222V224L169 225H166V227H165V225L164 226H162L163 227V230L165 229V230H167V229H169L168 227H170V226H176L175 225V220L174 219H172L171 220V218ZM2 218H4V219H2ZM37 218V219H36ZM35 219L37 220V221H35ZM38 219H39V221H38ZM169 219H170V222H169ZM260 219H262V221H260ZM2 220V221H1ZM27 220V219H26ZM25 220V221H26ZM161 220V219H160ZM167 220V221H166ZM201 220H203V221H201ZM257 220V221H256ZM258 220H259V222H258ZM249 221V220H248ZM259 223V225L256 223ZM38 222V223H37ZM200 222H202L201 224L202 225H200ZM256 224H255V223ZM24 223H26V226L25 227H23L24 225L23 224ZM91 222H89V223H87L86 224V226L84 227V229L82 230V232H81V238H80V240H79V242H75V241H73L74 240V238L72 239V237H74L73 235H74V231H73V229L71 228L70 230H69V233H68V237L67 238H69V240H68V242L69 241H71V242H69L71 245L69 246V248H68V246H67V253L64 255L65 257H63L62 259H60V257H59V259H56V262L55 263H53V264H70L69 262L72 260L74 263L73 264H85V263H88L89 261H92V260H94V263L95 264H111L113 261H114V259L116 258V257H118L117 255H116V257H115V253H117V252H114V253H112V252H104V254H97V252H95V250H96V246H97V236H96V234L93 232V231H91V227H92V225L90 224ZM204 223H205V225H204ZM221 223V224H220ZM250 223V224H249ZM251 223H252V225H251ZM199 224V225H198ZM240 224V225H239ZM253 224H255V225H253ZM262 224V225H261ZM22 225V226H21ZM197 225V226H196ZM242 225V226H241ZM247 225V226H246ZM250 225V226H249ZM8 226V227H7ZM18 226H21V228L19 227L18 228ZM28 226V227H27ZM173 226V227H174ZM186 226V227H185ZM203 227V228H201V227ZM210 226H211V224H210ZM222 226V227H221ZM228 226V227H227ZM242 227V229H241V227ZM6 227V228H5ZM18 229H16V228ZM86 227H87V229H86ZM89 227V228H88ZM173 227H170V228H173ZM198 227H200L201 228V230H200V233H201V231H202V233L200 234L199 233V229L200 228H198ZM225 227V228H224ZM260 227V228H259ZM7 228H10V229H7ZM25 228H27V229H25ZM223 228H224V230H223ZM249 228H250V230H249ZM258 228V229H257ZM186 229V230H185ZM197 229V230H196ZM210 229H212L213 231L211 232V230ZM219 229V230H218ZM232 229H234V231L232 232H230V230H232ZM235 229H236V232H235ZM260 229V230H259ZM4 232H3V231ZM14 230H15V235H14ZM20 230V231H19ZM120 230V229H119ZM118 230V231H119ZM187 230H188V232H187ZM195 230V231H194ZM204 230H206V231H204ZM226 230V231H225ZM98 231V230H97ZM183 231V232H182ZM192 231V232H191ZM196 231H197V233H199V234H197L196 233ZM209 231L211 232V233H209ZM217 231H219L218 233H216ZM225 231V232H224ZM227 231H229L228 233H227ZM240 231H241V233H240ZM242 231H243V233H242ZM252 231V232H251ZM5 232H7V234L9 233V234H11V236L8 234V235H6V233ZM71 232V233H70ZM89 232V233H88ZM185 232V233H184ZM187 232V233H186ZM191 232V234H189ZM195 232V233H194ZM5 233V234H4ZM88 233V234H87ZM193 233V234H192ZM206 233H208V235L206 234ZM217 234V236L218 237H216V234ZM221 233V234H220ZM226 233V234H225ZM230 233V234H229ZM232 233H233V235H232ZM85 234V235H84ZM196 234H197V236H196ZM209 234H210V236H209ZM219 234V235H218ZM229 234V235H228ZM234 234L238 237H232V236H234ZM241 234V236H239ZM14 235V236H13ZM190 235V236H189ZM192 235V236H191ZM195 237H194V236ZM221 235V236H220ZM224 235V238L222 237ZM226 235H228V236H226ZM246 235V236H245ZM5 236V237H4ZM8 236H10V238L8 237ZM90 236V237H89ZM189 236V237H188ZM202 237V239H201V237ZM225 236H226V238H225ZM5 238V239H3V238ZM86 237V238H85ZM183 237H185L186 238V241L184 240L183 241ZM213 237V238H212ZM215 237V238H214ZM221 237H222V239H221ZM232 237V238H231ZM7 238V239H6ZM9 238V239H8ZM190 238H192L191 240H189ZM205 238H208V239H205ZM212 240H210V239ZM218 238V239H217ZM89 239V240H88ZM91 239V240H90ZM3 240V241H2ZM8 240V241H7ZM121 240H122V238H121ZM206 242H205V241ZM211 242H210V241ZM234 240V241H233ZM4 241H6L7 242V244L4 242ZM88 241V242H87ZM192 241V242H191ZM232 243V245L233 246H236V247H234V248H232L233 246L231 245V243ZM238 241L240 242V243H238ZM122 242L123 241H120L119 243H118V245H120V243H121V245H122ZM184 242H185V244H184ZM210 242V243H209ZM68 243V244H69ZM84 243V244H83ZM88 243H91V244H88ZM203 243L204 244H206L207 243V246H206V248L207 249H205V245H203ZM208 243H209V245H208ZM6 244V245H5ZM37 244H39V247H40V241L39 242H37ZM76 244V245H75ZM78 244H79V246H78ZM85 245L86 246V249L85 250H83V247H82V245ZM181 244L183 245V247L181 246ZM198 244V245H197ZM237 244H239V245H237ZM250 244V245H249ZM252 244V245H251ZM91 245H93V247L91 246ZM96 245V246H95ZM117 245V246H118ZM177 245H179V246H177ZM200 245H202V246H200ZM60 246V245H59ZM88 246V247H87ZM79 247V248H78ZM92 247V248H91ZM95 247V248H94ZM89 248V249H88ZM168 248V249H167ZM191 248V249H190ZM196 248V249H195ZM201 248L204 250H201ZM82 249V250H81ZM93 249V252L91 251ZM114 249V248H113ZM173 249V250H172ZM225 249V250H224ZM230 249H232V251H230ZM244 249V250H243ZM77 250V251H76ZM118 250H119V246H118ZM166 250H168V251H166ZM206 250V251H205ZM227 250H229V251H227ZM236 250V251H235ZM239 250V251H238ZM1 252H0V264L3 262V261H5L6 259H4L3 260V257L4 258H6L5 257V255L3 256L2 254H3V251H4V248L2 249V250H0ZM85 251V252H84ZM114 251V250H113ZM172 251V252H171ZM186 251V252H185ZM192 251V252H191ZM198 251V252H197ZM234 251V252H233ZM58 252V251H57ZM81 252H82V257H80L81 256ZM87 252V253H86ZM165 252H167L166 254H167V258H166V254H165ZM202 252V253H201ZM205 252V253H204ZM226 252V253H225ZM74 253V254H73ZM80 254V256L79 257H77L79 254ZM84 253V254H83ZM169 253V254H168ZM231 253H232V255H231ZM234 253H236V254H234ZM70 254H71V256H70ZM85 254H89V255H85ZM117 254H119V253H117ZM130 254V253H129ZM203 254V255H202ZM96 255V256H95ZM200 255H202V256H200ZM230 255H231V257H230ZM57 256H58V254H57ZM61 256V255H60ZM87 257V260H86V257ZM90 256V257H89ZM100 256H101V258H100ZM164 256V257H163ZM234 256V257H233ZM112 257L114 258V259H112ZM34 258V257H33ZM97 258V259H96ZM199 258V259H198ZM226 258H228V259H226ZM231 258V259H230ZM37 259V260H36ZM35 260H33V262H35V263H33V264H42L41 263V259L39 258V257H37ZM39 259V260H38ZM77 259H78V261H77ZM99 259V260H98ZM11 260H12V258H11ZM15 262L17 261V259H13ZM12 260V261H13ZM58 260V261H57ZM61 260H63V261H61ZM88 261V262H86V261ZM106 260H109L108 262L106 261ZM157 260H159V261H157ZM170 260V261H169ZM99 261V262H98ZM103 261V262H102ZM112 261V262H111ZM10 262V261H9ZM85 262V263H84ZM230 262V263H229ZM14 263V262H13ZM18 263V261L16 262V264ZM152 263V264H153ZM89 264V263H88Z\"/></svg>",
  "mask_w": 264,
  "mask_h": 264
}]
</instances>
